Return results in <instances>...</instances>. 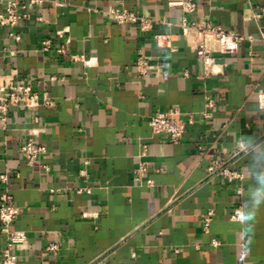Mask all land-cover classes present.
Here are the masks:
<instances>
[{
	"label": "crops",
	"instance_id": "obj_1",
	"mask_svg": "<svg viewBox=\"0 0 264 264\" xmlns=\"http://www.w3.org/2000/svg\"><path fill=\"white\" fill-rule=\"evenodd\" d=\"M57 1L67 5L35 7L13 30L0 27V78L14 74L15 84L31 80L40 92L46 85L54 101L37 111L12 107L0 122V173L9 175L0 198L7 187L20 210L9 230L27 237L12 249L17 264H264V45L244 41L235 56L215 54V65L205 66L175 26L202 19L256 35L264 18L253 16L264 0H192V14L168 6L180 0ZM118 1L173 26L144 34L87 10ZM155 34L170 35L176 51L166 40L158 46ZM66 40L68 53L87 63L57 54ZM139 54L153 68L146 76L136 69ZM205 96L216 109L180 143L150 128V118L169 108L201 113ZM31 130L47 147L34 166L20 149ZM216 161L243 179L209 175ZM141 162L154 187L134 181ZM84 188L91 194L76 193ZM238 207L241 221L231 219ZM6 240L0 223V259ZM51 245L57 252L47 251Z\"/></svg>",
	"mask_w": 264,
	"mask_h": 264
},
{
	"label": "built area",
	"instance_id": "obj_2",
	"mask_svg": "<svg viewBox=\"0 0 264 264\" xmlns=\"http://www.w3.org/2000/svg\"><path fill=\"white\" fill-rule=\"evenodd\" d=\"M49 3L57 4L59 7H64L67 4L58 2L57 0H0V27L1 28H16L21 22L28 21L31 18V9L35 7H43ZM170 8H179L186 14H192L196 11V4L192 0L172 1L168 3ZM259 11L253 16L255 19L260 20L264 18V5L258 7ZM90 13L105 18L111 23L118 25H131L137 29L148 34L153 32L157 24L167 23L163 18H153L151 16L141 14L135 10L126 7L123 1H118L116 4L108 9L99 10L95 8L87 9ZM43 21V18H38ZM178 27L181 36L185 39L188 48L195 53L205 66H214L216 63L215 54H226L235 56L239 50V46L244 41L259 42L264 45V26L259 30L256 35L242 36L236 31L223 29L221 26L213 25L205 20H194L188 22L183 19ZM62 36V33L59 34ZM17 42L21 41V36L14 32L9 34ZM154 40L158 46L162 47L161 41L166 40L170 45L168 48L171 52L176 49L171 45L170 35L155 34ZM68 40L64 41L57 49V54L62 58H68L73 62L87 63L85 56L70 55L66 48ZM44 51H48L51 47L50 40L42 42ZM136 69L141 76H146L153 69L149 66L147 58L143 54H139L136 60ZM158 73L159 69L153 70ZM14 74L9 76H2L0 78V122L6 123V116L12 107H24L30 111H37L42 107H51L54 101L50 97L47 86L44 89L36 91L33 88L31 80L24 83L15 84ZM39 84V83H38ZM258 101L261 109H264V93H258ZM218 101L212 97L205 96L204 110L197 114L191 112H183L178 107L169 108L153 115L148 124L154 134L166 136L170 142L174 144L180 143L187 130L197 123L198 119L209 120L212 112L216 109ZM181 117H185L181 120ZM33 124H38V117H33ZM37 133L31 130L27 137L23 140L20 149L24 161L29 166H34L41 156L47 154V147L40 145L36 142L35 137ZM146 148V146H144ZM146 152H143V156ZM90 164L89 160L85 165ZM47 170V167L45 168ZM147 172V164L141 162L138 168L134 171V181L139 186L154 187L153 180H144V175ZM209 175H221L226 177L229 181L242 180L243 175L235 170H231L226 164L221 162H213L208 168ZM81 175L86 177L88 175L87 169L81 171ZM9 175L7 173H0V183L7 185ZM90 188L78 189L77 194H91ZM20 213L19 208L14 204L13 198L9 194V189L4 188L0 198V223L2 225V233L6 236V244L2 249L0 264H17L18 256L12 252L15 245H21L26 242L27 237L24 234L12 233L9 226L17 219ZM214 212L210 210L204 216L203 232L208 234ZM243 210L241 207L235 209L231 219L241 221L243 219ZM83 217L87 218L88 215L84 214ZM217 243H215L216 245ZM58 250L57 245H51L47 248L48 252L55 253Z\"/></svg>",
	"mask_w": 264,
	"mask_h": 264
}]
</instances>
